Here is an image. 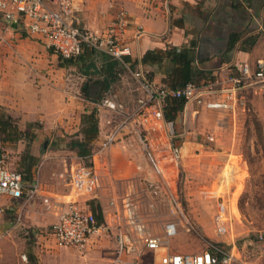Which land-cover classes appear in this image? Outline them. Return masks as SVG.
<instances>
[{
    "label": "crops",
    "instance_id": "crops-1",
    "mask_svg": "<svg viewBox=\"0 0 264 264\" xmlns=\"http://www.w3.org/2000/svg\"><path fill=\"white\" fill-rule=\"evenodd\" d=\"M122 9L126 10L128 20L122 39L131 47L130 57L134 61L140 60L148 50L192 46L194 67L210 74L209 81L215 80L219 86L224 85L221 81L228 76L239 74L241 63L248 62L253 68L258 60L264 61V0H83L79 7L80 24L100 34L106 33ZM112 63L107 54L86 49L73 63L59 65V55L40 35H30L22 27L13 28L11 24L0 33V105L18 118L22 129H26L29 122L41 125L30 145V152L39 158L33 170L34 182L39 184L37 192L31 198L1 196L0 204L17 213L11 231L19 227L37 230L49 221L54 223L57 210L72 197L68 175L79 161L77 152L68 147L69 140L65 141V146L57 145L56 150L50 148V144L47 149L41 148L43 140L51 134H80L83 115L96 109L100 131L93 140L92 156L97 168V157L105 159L108 153L100 146L122 123L123 114L120 121L115 122L114 111L94 101L111 96L118 102L129 103L131 91L136 89L129 82L128 74L132 75V70L139 66L151 72L154 80L161 84L180 81L176 72L178 65L168 57L144 65L138 62L133 67L124 64L112 67ZM110 75L115 79L108 90H103ZM120 103L128 109L125 103ZM192 104L197 105L190 102L186 107ZM131 127L133 125L128 123L123 125L124 130ZM26 148L24 140L0 142V152L6 157L15 153L20 156ZM129 174L131 171L122 175L110 172L114 178ZM85 199L89 197L81 198L82 205ZM9 240L17 256L15 264H24L26 254L22 255L23 260L18 256L24 240ZM6 241L0 237V261L8 263L10 255L1 248ZM37 243L40 242H30L27 264H43ZM61 252L47 254L50 264H61Z\"/></svg>",
    "mask_w": 264,
    "mask_h": 264
},
{
    "label": "rangeland",
    "instance_id": "rangeland-1",
    "mask_svg": "<svg viewBox=\"0 0 264 264\" xmlns=\"http://www.w3.org/2000/svg\"><path fill=\"white\" fill-rule=\"evenodd\" d=\"M9 27L0 17V33ZM128 75L136 89L132 75ZM131 93L129 103L120 101L128 111L139 95L137 90ZM238 95L234 110L192 104L185 105L174 124L167 120L149 125L130 121L128 125L133 127L122 129L110 148L100 146L108 152L105 159H96L101 185L83 204L90 210L99 206L110 228L93 236L83 249L59 246L51 235V221L42 229L19 227L11 231L17 213L0 204V237L7 240L1 248L10 255L8 263L0 264H15L17 256L9 239L18 238L24 240L18 254L21 260L23 254L29 256L30 242L37 241L43 264H50L47 254L56 250H62L61 264H109L117 226L135 234L158 236L173 252L197 253L217 245L230 254L222 264H264V84L248 85ZM121 114L114 111L115 122ZM73 135L51 134L40 147L47 149L50 144L56 150ZM169 144L179 148L178 158H173ZM20 160L16 153L6 157L8 167L19 172ZM85 160L81 162L93 163V156ZM112 171L131 174L114 178ZM222 201L227 205L226 234H219L214 222ZM168 222L177 223L173 236L165 233ZM154 254L158 253L148 252L146 260Z\"/></svg>",
    "mask_w": 264,
    "mask_h": 264
},
{
    "label": "built area",
    "instance_id": "built-area-1",
    "mask_svg": "<svg viewBox=\"0 0 264 264\" xmlns=\"http://www.w3.org/2000/svg\"><path fill=\"white\" fill-rule=\"evenodd\" d=\"M83 0H0V16L11 24L17 22L30 35H40L53 51L63 58H76L86 48L105 53L120 61L126 67L131 64L126 57L132 49L122 39L127 28V12L122 9L106 33H98L81 26L79 7ZM132 77L139 92L134 107L126 111L122 103L108 96L101 102L108 109L123 114V121L117 125L102 143L110 148L122 132L123 125L130 121L148 124L152 121L166 122L165 106L169 98H186L210 110H234L238 93L243 87L254 83L264 84V61L258 60L255 67L248 62L240 64L239 74H232L221 81L202 84L188 83L183 88L174 89L161 84L139 66L132 70ZM147 150L149 149L145 143ZM173 158L179 157V148L169 144ZM154 159V158H153ZM72 197L56 213V221L51 224V235L59 246H73L83 249L91 238L110 228V224L99 222L92 210L81 204V198L92 197L101 185L100 174L92 164L79 161L68 175ZM38 182L26 185L22 174L8 167L6 156L0 155V194L14 199L27 195L31 198L38 190ZM0 211H3L1 209ZM227 205L218 204L214 222L219 234L228 232ZM120 225V224H118ZM165 233H177V223L168 222ZM148 252H154L151 260H146ZM221 254V255H220ZM222 256V259H220ZM230 254L222 247L197 253L173 252L162 244L158 236L135 234L123 226H117L114 235V248L109 264H222L227 263ZM27 259L26 255H23Z\"/></svg>",
    "mask_w": 264,
    "mask_h": 264
},
{
    "label": "trees",
    "instance_id": "trees-1",
    "mask_svg": "<svg viewBox=\"0 0 264 264\" xmlns=\"http://www.w3.org/2000/svg\"><path fill=\"white\" fill-rule=\"evenodd\" d=\"M1 17V16H0ZM87 50L96 51L93 49L86 48ZM84 49V50H86ZM84 52V51H83ZM82 52V53H83ZM99 52V51H96ZM81 53V54H82ZM80 54V55H81ZM79 55V56H80ZM63 58L60 57V64H69L76 61L78 58ZM109 56V55H108ZM110 59L113 61L111 66L121 65L124 66L120 61L114 59L113 57L109 56ZM168 57L171 59L173 64L178 65L176 69L177 74H179V82L171 83L167 86L178 89L183 88L188 83H196L202 84L206 81L210 80L212 77L209 74H204L199 69L194 67V60H195V52L193 47L189 48H176V47H168L166 50H148L143 54L140 60H133L130 56L126 57V61L131 63V67H133L136 63L141 62V64H148L150 62H156L161 60L162 58ZM148 75L153 78L151 72L147 71ZM115 78L110 75L109 80H107L104 85L102 86L103 90H108L110 87L111 82ZM101 101H94V103H101ZM186 98H169L167 100V104L165 106V119L169 122H176L179 113L184 109L186 105ZM41 125L39 122H29L26 124V129H22L20 127L18 118L12 116L8 110L0 105V142L3 143H17L21 140L26 141V150L21 155L20 160V173L22 174L23 180L25 181L26 185H31L34 182V174L33 170L36 166L39 158L33 155L30 152V145L36 139V129L39 128ZM99 119L97 116V110L93 109L89 113H85L82 117V128L79 133L74 134L71 136V140L68 142V147L71 150L77 152L78 156L86 161L85 159L90 160L93 152V140L97 138L99 134ZM81 135V137H80ZM2 152H0V155ZM86 164H92V161L86 162ZM19 172V171H18ZM94 214L98 218L99 222H105V218L103 216V212L101 208L98 206L97 208H92ZM217 246V245H216ZM221 255V254H220ZM222 259V256H220Z\"/></svg>",
    "mask_w": 264,
    "mask_h": 264
},
{
    "label": "water",
    "instance_id": "water-1",
    "mask_svg": "<svg viewBox=\"0 0 264 264\" xmlns=\"http://www.w3.org/2000/svg\"><path fill=\"white\" fill-rule=\"evenodd\" d=\"M11 26L13 27V28H17V22H12L11 23ZM47 145V141L44 143V146H46Z\"/></svg>",
    "mask_w": 264,
    "mask_h": 264
}]
</instances>
